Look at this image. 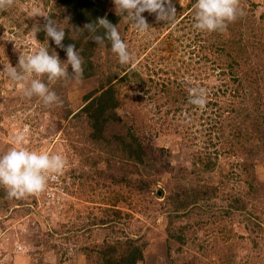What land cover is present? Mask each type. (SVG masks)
<instances>
[{
    "label": "rangeland",
    "instance_id": "obj_1",
    "mask_svg": "<svg viewBox=\"0 0 264 264\" xmlns=\"http://www.w3.org/2000/svg\"><path fill=\"white\" fill-rule=\"evenodd\" d=\"M195 3L172 0L176 14L167 21H157L156 13L145 11L142 15L150 26L145 33L131 20L121 19L117 26L135 57L134 65L120 64L111 44L105 43L92 55L95 81L74 78L70 65L69 80L49 83L46 75L39 77L57 93L59 103L46 106L38 96H25L21 83L0 72V154L14 146L16 132L26 129L23 147L60 154L66 160L57 182L49 181L39 194L15 200L0 186L6 194L0 197V264H103L102 251L109 243L146 234V261L139 264H167V253L158 248L169 235L162 201L168 194L164 186L179 185L184 169L177 174L178 167L216 185L217 192L212 193L208 212L181 217L184 240H176L175 250L169 249L173 258L169 264H264V125L259 129L253 119L229 111L240 105L242 93L238 98L229 91L223 94V79H229L233 67L245 78L248 65L260 61L264 69V0H239L243 15L214 32L195 27ZM34 8L59 28L67 26L69 15L59 0H14L0 10V71L5 65L16 67L21 53L34 54L47 45L44 30L36 38L30 35L34 25L42 29L46 22L32 16ZM111 9L116 10L114 2ZM249 28L262 48L246 55L252 47L246 49L235 39L237 32L245 34ZM91 37L88 34L85 40ZM53 49L66 62L67 55ZM151 76L155 81L188 79L194 88L205 90V107L190 104L193 108L187 109L183 103L182 108L181 102L159 90L158 107L145 91H157ZM31 78L36 77H29V85ZM102 83H115L121 116L140 134L149 160L121 161L122 153L92 139L87 119L77 116L89 90ZM211 98L218 104L213 105ZM219 110L230 123L223 129L212 125ZM209 159L213 166L205 170ZM121 172L127 173L124 183L117 182ZM116 209H122L120 218Z\"/></svg>",
    "mask_w": 264,
    "mask_h": 264
},
{
    "label": "trees",
    "instance_id": "obj_2",
    "mask_svg": "<svg viewBox=\"0 0 264 264\" xmlns=\"http://www.w3.org/2000/svg\"><path fill=\"white\" fill-rule=\"evenodd\" d=\"M59 1L64 5V8L67 9L66 12L69 15L67 26L64 27L65 39L62 43L65 46L75 44L76 49L80 51V54L84 58L82 78L95 81V62L92 59V55H94L99 45L93 41L92 37L93 35H103L104 30L98 29L97 32L90 34L88 30L84 29L83 23H94L97 21V18L106 17L113 25H118L122 18H126L127 14L121 13L120 16L117 14L116 10L111 9V4L114 0ZM184 17L185 15L183 18ZM126 21L125 26L128 24V20ZM247 31L244 32L245 34H243V31L237 32V39L235 40L247 46L246 49H251L252 47L253 50L247 51L246 54L251 55L252 51L255 53L254 50H259V48L262 47L260 45V40L254 37L252 29L249 28ZM43 33L44 31L42 34ZM88 34L92 37L85 40ZM42 40L47 43L45 47H47L50 54L54 50L53 47L57 48L58 52L66 54L64 49L58 47L54 40L47 37V35H45ZM105 43H107V45L111 44L107 40H105ZM105 43L100 46L105 48ZM248 59L249 57L245 59L247 65L248 62H250ZM237 64L239 65L240 63ZM257 64L256 66L248 65L249 67L245 69L246 78L239 75V73H237V68L233 67L232 73L228 77L229 79L226 81L223 79V85L226 88L223 94H227L229 91L232 97L238 98L239 93H242L241 100H243L244 103L242 104L240 100V105H238V107H231L229 111L234 112L237 117L245 116L246 118L253 119V126L261 129V126L264 125V79L262 76L264 75V69L260 61H257ZM150 78H152V81H155L153 76ZM69 79L70 76L67 79H59V82L61 83ZM156 80L155 87L157 91L153 92L148 88L145 91L149 93V98L151 100L153 99L157 102L156 105L158 107H160L157 100L159 90V92L171 95L178 102H181L182 108L183 103L187 104V109L193 108V105H190L189 90L194 87L188 79L175 76V78L163 77L161 81L159 77V79ZM57 85L55 86L57 87ZM160 85L161 87H159ZM194 85L197 87L196 84ZM251 95L254 98L251 99ZM84 99L86 103L80 109V113H78L77 116L82 115L87 119L92 139L96 140V142L105 144L109 148H113L114 152L118 151L122 153L121 161L130 159L136 163H142L150 159L147 146L141 140L138 131L135 127L127 126L126 119L121 116V98L117 94L115 83H108L107 85L102 83L100 86L96 85L93 89L89 90ZM211 101L213 105L218 104L217 99L211 98ZM221 107L222 106H220L219 109ZM66 108L68 109V106ZM176 108H178V106ZM214 115L215 121L212 124L213 126L223 129L230 125L223 111L219 110L215 112ZM211 119L214 120L213 117ZM233 123L234 122H232L231 125H233ZM262 140L264 142V136ZM206 159H208V157ZM93 163L95 164L96 160ZM212 166L213 162H211L210 159L205 160V170H209V167ZM180 169H184V172L181 176L178 175V177H180L178 178L179 185H175L176 188L169 187L168 185L164 186L168 194L164 196L162 201L163 205L165 207L167 206L166 211L165 209L163 210V216L169 221L168 225L165 227L169 235L164 243L162 241L158 243V248H160V252L164 253L165 251V253H167V264L172 263L173 258H171V252L175 250V247H173V244H176L175 241L184 240L182 239L184 231L182 229L183 224H181V217L184 214L190 216L193 212H208L206 207L214 196L212 193L217 192L216 185H210V183L201 181L198 176L193 175L194 171L192 170L189 171L185 167H178L176 168L177 174ZM126 175L127 173H122L121 179L119 178L117 182L121 181L124 183L125 180L127 181ZM189 176L192 177L191 180L187 179ZM135 185L142 190L146 189L144 185ZM5 195V192L0 190V197H4ZM13 199L18 200L16 198ZM4 202L6 203V201ZM7 204L8 203L5 205ZM121 210L122 209L115 210V214H117L119 218L121 217ZM109 221L111 220L109 219ZM109 221L106 220L105 222ZM145 236H147V234ZM145 236L131 237L130 235H126L125 237L115 239L113 243H109L108 247L102 251L103 264H139L140 262L146 261L145 247L149 244V238ZM170 248L172 249L171 252H169ZM119 250H122L121 253H118Z\"/></svg>",
    "mask_w": 264,
    "mask_h": 264
},
{
    "label": "clouds",
    "instance_id": "obj_3",
    "mask_svg": "<svg viewBox=\"0 0 264 264\" xmlns=\"http://www.w3.org/2000/svg\"><path fill=\"white\" fill-rule=\"evenodd\" d=\"M13 3L14 0H0V10H6ZM114 4L117 14L121 16V13H126V18L133 22L140 33H145L150 28L142 15L145 11L156 13L157 21L174 19L176 14L172 0H114ZM194 7L196 9L195 27L201 31H223L229 22L243 15V11L239 8V0H196ZM32 16L43 17L46 22L42 29L38 24L34 25L30 35L36 38V34L44 30L47 37L64 49L67 55L66 62H62L54 50L50 54L46 47H40L34 54L21 53L16 67L11 64L5 65L4 70L0 72L5 73L11 80L21 83V90L25 96H38L47 106L59 103L60 98L39 77L46 75L49 83L67 79L70 74V65L71 75L80 79L83 76L84 58L75 44L65 46L62 43L65 39V31L59 28L50 17L35 8L32 10ZM84 29L90 34L103 29L104 34L93 35V41L98 45H103L105 40L109 41L111 50L117 54L120 64L134 65L135 57L129 52L118 26L113 25L106 17L97 18L96 22L86 24ZM33 74L36 78H31L29 85V77ZM189 95L191 104L200 108L205 107L207 100L203 88H191ZM26 132V129L16 132L11 141L14 146L6 153L0 154V186L6 189L9 198L21 199L43 192L51 174L62 173L66 166V160L60 154L37 152L23 147L27 142Z\"/></svg>",
    "mask_w": 264,
    "mask_h": 264
},
{
    "label": "built area",
    "instance_id": "obj_4",
    "mask_svg": "<svg viewBox=\"0 0 264 264\" xmlns=\"http://www.w3.org/2000/svg\"><path fill=\"white\" fill-rule=\"evenodd\" d=\"M58 179H59V177L57 174H51L50 178L48 179L47 185H49V181H51V183H54V182H57Z\"/></svg>",
    "mask_w": 264,
    "mask_h": 264
}]
</instances>
